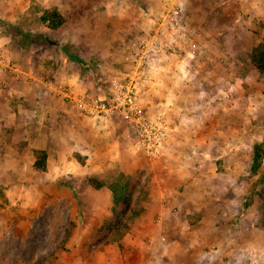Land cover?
<instances>
[{
	"label": "rangeland",
	"instance_id": "rangeland-1",
	"mask_svg": "<svg viewBox=\"0 0 264 264\" xmlns=\"http://www.w3.org/2000/svg\"><path fill=\"white\" fill-rule=\"evenodd\" d=\"M166 1L0 0V94L9 89L7 76L13 83L22 86L47 84L52 92L71 88L87 93L93 90L89 86L91 82L94 86L103 85L104 76L106 73L109 76L107 71L112 70L110 87L114 78L127 72L122 68V64H128L124 53L126 45L150 27L146 25L140 29L141 25L137 24L141 19L160 17ZM189 1L179 0L180 15ZM235 1L227 0L237 8L239 6L234 4ZM237 1L247 3L249 0ZM51 7L57 8L64 18V23L56 30L48 29L40 20L43 10ZM229 11L224 17L223 14H215L216 10L209 12L208 18L216 23L207 28L206 46L195 45L193 39L196 32L186 27L193 57L183 61L176 57L181 70L174 67L175 64L169 67V61L164 63L158 79L163 72L174 71L180 77L179 86L197 87V99L201 103L207 101L212 103L211 106L220 105L218 108L221 109L214 112L217 119L215 114H211V109L206 118L201 112L194 115L196 125H201L200 131L215 134L217 127L223 131L226 140L222 146L214 144L210 149L220 153L222 147V155L216 162L207 161V164L217 166L220 174L210 193H207V199L201 198V201H208V196H213L215 203L222 206L221 211H216L218 222L215 225L222 231L223 241L222 245L207 244L197 256V264H264V75L259 74L250 61L252 48L264 42V17L251 18L243 12L236 17L237 11L235 14ZM145 13L149 14V18L146 19ZM62 60L66 61L64 65ZM76 77L81 84L72 81ZM149 96L144 99L143 106ZM62 97L61 102L70 111L69 122L77 117L87 122L99 121L71 109ZM147 113L157 116L149 111ZM20 115V119L24 120L23 112ZM163 118L171 128V134L173 128L169 120ZM178 118L186 123L181 114ZM204 119L206 125L203 127L200 122ZM1 130L5 139L0 142V264H97V257L92 255L90 258L94 252L105 246L114 247L117 252L124 249L126 235L135 218L142 213L139 204L148 199L153 186L160 183L164 191L165 175L161 174L160 167L165 166V150L161 157L150 160L135 147L134 134L128 128L124 134L121 131L117 133L119 142L112 147V157L107 155V141L102 139L89 145L92 150L91 170H88L89 166L83 169L87 156L81 152L71 153L69 147L64 146L66 161L71 169L68 175L72 179L68 182H63L59 176L52 180L53 177L44 174L48 165L47 151L19 140L23 136L11 141L14 135L11 128L2 126ZM79 144L80 148L87 150L83 141ZM14 149L22 154L21 158L18 156L19 162L18 157H13ZM255 150L258 158L253 172L251 165ZM37 152L46 154L45 171L33 167ZM28 156L34 159L31 167L26 164ZM195 158L194 154L186 158L188 168L197 164ZM133 161H137L138 167L135 175L120 171V168L132 170ZM121 175L133 179L135 190L131 205L140 213L133 219L130 229L116 242L98 244L104 235V232L98 231L102 223L90 237V242L81 249L84 254L73 253L72 247L67 245L77 221L83 220L85 215H93L89 206H84L88 209L82 210L75 203L77 196L89 200L94 193L101 191L96 197L103 203L108 199L102 194L103 189L110 192L108 185ZM89 180L102 182L105 186L95 190ZM208 181L211 182L209 178L205 180ZM157 195L165 203V196ZM199 201L200 198H195L192 203L195 205ZM207 208L209 206L203 203V212L211 214ZM83 211L84 216L81 215ZM171 213L176 214L177 208H172ZM107 218H110V210ZM158 219L153 217L148 225H159ZM158 240L167 251L165 238ZM254 241L258 245L256 249L252 244Z\"/></svg>",
	"mask_w": 264,
	"mask_h": 264
},
{
	"label": "crops",
	"instance_id": "crops-1",
	"mask_svg": "<svg viewBox=\"0 0 264 264\" xmlns=\"http://www.w3.org/2000/svg\"><path fill=\"white\" fill-rule=\"evenodd\" d=\"M234 4L239 7L236 8L233 3H228L227 0H190L181 11V18L187 28L194 33L196 32L193 43L197 46L198 44L207 45V28L215 22V20L208 18L210 11L216 10L215 14H223V17L224 14H229V10L233 14L238 12V14H235L236 17L241 12L246 13L251 18L257 17L261 19L264 17V0H249L247 3H241L236 0ZM145 16L146 19L149 18V14L146 15L145 13ZM158 18L159 15L154 20L141 19V22L137 25H141L140 29L146 25L149 27L154 25ZM67 57L69 58L70 56ZM168 61L169 67L175 64L174 67H178V70H181L178 66L180 65L178 64L180 63L179 59L171 57ZM64 62L66 61H63V65ZM122 68H125L127 72L131 69L129 63L122 64ZM96 72L102 74L100 70ZM107 72H110V74L108 76L106 73V76H104L105 82L101 85V93L104 97H109V81L114 71L110 70ZM6 78L9 80V89L2 91L0 94V142L5 139L1 132V127L3 126L13 129L14 135L11 136V141L17 140L14 139L17 136H23L19 140L27 141L32 143L34 148L47 151L48 165L47 171L44 173L47 177H53L52 180H55L59 176L63 182H68V179H72L68 175L71 169L66 161L68 159L64 146L69 147L68 150L71 153L81 152L83 156H87L85 166H83L84 170H86L87 166H89L88 170H91L90 155L92 150L89 145H93L98 140L103 139L109 143L107 155L113 156L112 147L119 142L117 133L121 131L124 134L127 128L126 125V127L123 125L124 123L120 118L107 117L96 121L97 123H93L77 117L76 119L72 118V122H69L68 115L70 111L61 102L63 95L60 90L59 93L56 91L52 92L47 84L22 86L21 84L13 83L11 79H8V76ZM179 78L178 73L174 71L163 72L160 79H157L158 81L153 91H151L149 98L144 104L146 111L148 110L157 116L162 115L169 120L168 122L173 128L164 149L163 163H165V166L160 167L161 174L165 175L164 191L162 192L160 183H156L153 186L152 190L149 191L148 199L139 204L142 213L135 218L132 228L126 235L124 249L121 252H117L114 247H103L102 250L90 255V258L93 255L99 259L97 264H197V256L200 255V251L207 244L213 242V244L222 245L223 233L215 225L218 222L216 211H221L222 206L220 207L219 204L215 203L213 196L211 198L208 196V201H201V198H206L207 193H210L209 190L212 189V184H216L220 174L217 166L209 164V162H216L220 158L222 147L220 153L217 150L210 149L214 144L222 146L226 140L224 139L223 131L218 130L217 127L214 130L215 134L200 131L201 125L197 126L194 119V115L198 112H201L206 118L210 109L211 114H215L214 116L216 117L217 115L214 112L221 110L218 108L220 105H216L217 107L211 106L212 103H207V101L206 103H201L197 99L198 88L194 86H179ZM72 81L80 83L78 77L73 78ZM89 86L92 89L96 87L93 82ZM21 112L25 116L24 120L20 119ZM179 112H181L180 114L186 123L178 120ZM200 123H203L204 127L206 125L205 119ZM80 141H83V144L87 146L86 151L80 148ZM14 150L13 157L22 156L19 151ZM193 154L196 157L194 161L197 160L198 162L188 168L186 158ZM208 159L210 161L207 164ZM136 162H132V170L126 169L124 171L120 168V171L130 176L135 175L138 168ZM21 163L24 166V161ZM33 163V157L28 156L27 167H31ZM204 163L207 165H204ZM54 173H56L55 176L52 175ZM208 178L211 180V182L208 181L209 183L205 182ZM160 181L162 182L163 179H160ZM154 188H156L155 191ZM103 190L102 194L108 198L103 203L102 200L96 197L101 191L94 193L95 195L93 194L89 200L80 196H77V200H75V203L83 208L82 210H87L88 207L84 209V206H89L91 211H93V215L92 217H86L85 211H83L81 215H85L84 219L77 221L72 238L69 245H67L72 247L73 253L82 252L84 254L81 249L90 242L89 239L96 228L104 220L108 219L107 216L112 205L111 194L106 189ZM157 194L165 196V203H162L161 197ZM195 198H200V201L194 205L192 202ZM203 203L205 206H209L207 209L211 214L203 212ZM172 208H177L176 214L171 213ZM193 214L195 215L194 217ZM155 216L159 218V225H148V222ZM161 237L168 242L167 251L165 246L161 244L162 242L158 240ZM77 238L79 239L77 240ZM211 238L212 241L209 242ZM252 244L255 249L258 247L256 241ZM234 250L235 248L231 249L232 253ZM216 264L219 263L216 262Z\"/></svg>",
	"mask_w": 264,
	"mask_h": 264
},
{
	"label": "built area",
	"instance_id": "built-area-1",
	"mask_svg": "<svg viewBox=\"0 0 264 264\" xmlns=\"http://www.w3.org/2000/svg\"><path fill=\"white\" fill-rule=\"evenodd\" d=\"M192 49L189 32L180 15L179 0H167L164 13L155 24L126 45L125 60L131 69L112 80L109 97L102 95L101 85L87 93L71 88L61 93L71 109L87 118H120L133 132L135 147L150 160L158 159L171 128L162 115L150 116L143 102L155 87L164 63L171 57L181 61L192 58Z\"/></svg>",
	"mask_w": 264,
	"mask_h": 264
},
{
	"label": "trees",
	"instance_id": "trees-1",
	"mask_svg": "<svg viewBox=\"0 0 264 264\" xmlns=\"http://www.w3.org/2000/svg\"><path fill=\"white\" fill-rule=\"evenodd\" d=\"M41 22L50 30H56L64 23V18L55 7L44 9L40 18ZM250 61L259 74L264 75V42L252 48L250 52ZM36 161L33 165L35 170L45 171L46 169V154L44 152H37ZM258 154L255 150L253 157L252 169L256 168V161ZM90 186L95 190L102 189L105 184L102 182H95L89 180ZM111 192L110 218L103 222L99 230L104 232L101 240L98 241L100 245H107L116 242L120 237L130 229L133 219L140 213L131 205L133 193L135 190V183L133 179L124 175L119 176L107 187Z\"/></svg>",
	"mask_w": 264,
	"mask_h": 264
}]
</instances>
